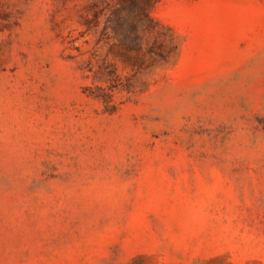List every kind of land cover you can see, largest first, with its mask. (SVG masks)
Masks as SVG:
<instances>
[{
	"label": "rangeland",
	"instance_id": "374dc122",
	"mask_svg": "<svg viewBox=\"0 0 264 264\" xmlns=\"http://www.w3.org/2000/svg\"><path fill=\"white\" fill-rule=\"evenodd\" d=\"M0 264H264V0H0Z\"/></svg>",
	"mask_w": 264,
	"mask_h": 264
},
{
	"label": "trees",
	"instance_id": "16d2710c",
	"mask_svg": "<svg viewBox=\"0 0 264 264\" xmlns=\"http://www.w3.org/2000/svg\"><path fill=\"white\" fill-rule=\"evenodd\" d=\"M146 17H148V19H150L151 20V17H150V15L146 12ZM159 25V24H158ZM161 27H164V26H162V25H160ZM137 41H139V39H137L136 38V42ZM161 58H163V59H165L166 58V56L165 55H161Z\"/></svg>",
	"mask_w": 264,
	"mask_h": 264
}]
</instances>
